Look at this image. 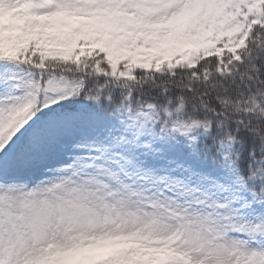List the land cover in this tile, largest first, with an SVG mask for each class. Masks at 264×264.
<instances>
[{
	"label": "snow or ice",
	"instance_id": "snow-or-ice-1",
	"mask_svg": "<svg viewBox=\"0 0 264 264\" xmlns=\"http://www.w3.org/2000/svg\"><path fill=\"white\" fill-rule=\"evenodd\" d=\"M0 264H264V0H0Z\"/></svg>",
	"mask_w": 264,
	"mask_h": 264
}]
</instances>
